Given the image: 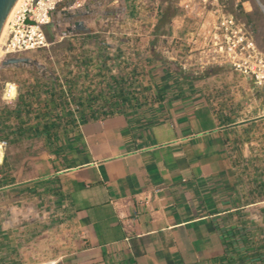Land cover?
<instances>
[{"label": "crops", "instance_id": "1", "mask_svg": "<svg viewBox=\"0 0 264 264\" xmlns=\"http://www.w3.org/2000/svg\"><path fill=\"white\" fill-rule=\"evenodd\" d=\"M97 1L110 16L99 13L92 20L123 15L130 2ZM82 2L77 0L75 7H83ZM203 15L205 28L211 13L199 7L176 13L168 36L191 38ZM260 19L264 22L263 13ZM237 77L245 90L253 91L252 114L241 120L222 122L208 104L186 96L164 107L161 117L140 121L125 112L82 122L76 138L59 152L22 158L20 149L13 150L12 182L3 179L5 164L0 163V208L7 192L19 193L13 199L12 228L0 225V264L6 261L2 239L8 234L11 264L206 261L221 247L218 222L229 209L222 193L227 186L217 189L234 172L225 132L234 124L264 121V86L239 72ZM25 194L42 195L44 207L26 201Z\"/></svg>", "mask_w": 264, "mask_h": 264}, {"label": "rangeland", "instance_id": "2", "mask_svg": "<svg viewBox=\"0 0 264 264\" xmlns=\"http://www.w3.org/2000/svg\"><path fill=\"white\" fill-rule=\"evenodd\" d=\"M94 1L83 0L82 4L93 8ZM222 1L228 12L250 23L256 43L264 51V22L258 6L253 3L245 15L243 9L235 10L237 0ZM119 3L127 5L124 0ZM127 6V13L114 19H91L87 23L91 33L56 34L53 43L18 56L26 57V62L3 65L7 57L0 48V142L6 141L2 159L5 181L13 180V150L20 149L22 158L42 151L59 152L76 138L84 119L120 110V105L111 103H122V112L140 121L161 117L167 105H178L186 96L208 104L222 122L252 114L248 105L253 91L243 88L237 71L226 64L200 63L191 38L168 36L172 16L185 11L179 0H130ZM58 14H53L55 21L62 18ZM199 18L197 25L205 16ZM56 26L66 31L73 24ZM8 84L15 86V94L7 95ZM120 87L127 91L126 100L114 97ZM52 99L56 100L53 108ZM234 125L229 126L224 139L234 172L228 174L225 184L217 186L218 190L227 186L222 192L227 199L223 204L229 205L218 222L221 247L201 264H264V121ZM18 195L10 191L2 198L0 225H7L8 230L13 226V199ZM40 196L25 194L26 201L43 208ZM56 199L53 195L54 214ZM9 235L2 239L5 264L12 262ZM226 241H233L232 246Z\"/></svg>", "mask_w": 264, "mask_h": 264}, {"label": "built area", "instance_id": "3", "mask_svg": "<svg viewBox=\"0 0 264 264\" xmlns=\"http://www.w3.org/2000/svg\"><path fill=\"white\" fill-rule=\"evenodd\" d=\"M62 0H21L8 21V33L1 44L3 56L19 55L48 45L43 25ZM256 4L264 15V0H237L235 10L246 13ZM186 11L201 8L212 17L205 28L203 22L190 42L200 63L226 64L235 71L250 76L258 87L264 86V51L257 45L250 23L237 14L228 12L222 0H179ZM3 146L6 141L0 142Z\"/></svg>", "mask_w": 264, "mask_h": 264}, {"label": "water", "instance_id": "4", "mask_svg": "<svg viewBox=\"0 0 264 264\" xmlns=\"http://www.w3.org/2000/svg\"><path fill=\"white\" fill-rule=\"evenodd\" d=\"M36 1V0H35ZM16 0H0V31L3 24L14 6ZM76 0H62L60 1L50 14V21L43 25L45 33L47 35L48 43H53L56 38V34L60 36L65 35H76V34H88L92 32V29L85 24V21L96 17L99 13L103 18L110 16L108 13L103 12L99 5L102 4L101 1H97L96 8H90L87 3H85L84 10L80 7H74ZM72 8V9H71ZM60 13L62 18L55 21L53 19V14ZM52 17V18H51ZM72 23L73 27H67L66 31H60L58 25L59 23ZM26 57H7L2 61L3 65L18 64L20 62H26Z\"/></svg>", "mask_w": 264, "mask_h": 264}, {"label": "trees", "instance_id": "5", "mask_svg": "<svg viewBox=\"0 0 264 264\" xmlns=\"http://www.w3.org/2000/svg\"><path fill=\"white\" fill-rule=\"evenodd\" d=\"M165 14V13H164ZM245 15H248V13H245ZM248 21H250V18L248 19ZM126 94H127V91H125V88L124 87H120L118 90H116V91H114V97H117V98H119V97H124V99L126 98L125 96H126ZM98 97H103V95L102 94H99L98 93ZM126 100V99H125ZM56 105V100L55 99H52L51 101H50V106L53 108L54 106ZM120 105V106H119ZM111 106H114V107H120L119 109L120 110H116V109H114V112L115 113H123L122 112V103H117V102H115V103H111ZM113 111L112 112H107V111H103V112H101L102 114H100L101 115V117L102 118H107V117H109V116H111V115H113V114H115ZM83 121H88V120H83ZM51 126V125H50ZM31 136H33V135H31ZM227 242V241H226ZM232 244H233V241H229V242H227L226 243V245H228L229 247H231L232 246ZM242 264V263H241Z\"/></svg>", "mask_w": 264, "mask_h": 264}, {"label": "bare ground", "instance_id": "6", "mask_svg": "<svg viewBox=\"0 0 264 264\" xmlns=\"http://www.w3.org/2000/svg\"><path fill=\"white\" fill-rule=\"evenodd\" d=\"M21 0H16L14 6L12 7L11 11L9 12L4 24H3V27L0 31V44L2 42V40H4L3 38L5 37L6 33H8V21L10 20L11 16H12V13L13 11L16 9V7L20 4ZM76 3H77V0H76ZM76 6V4H75ZM74 6V7H75ZM76 8V7H75ZM72 9V8H71ZM58 14V13H57ZM60 15V14H58ZM55 16V15H54ZM52 18V17H51ZM7 36V35H6ZM1 48V47H0ZM8 91H7V95H12V94H15V86L13 84H8ZM3 156H4V147L3 145L0 143V163L2 162V159H3Z\"/></svg>", "mask_w": 264, "mask_h": 264}]
</instances>
